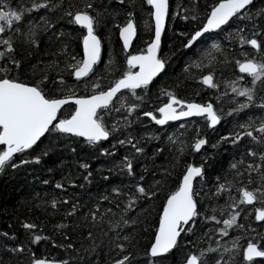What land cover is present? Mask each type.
I'll return each instance as SVG.
<instances>
[{
    "label": "snow or ice",
    "instance_id": "obj_1",
    "mask_svg": "<svg viewBox=\"0 0 264 264\" xmlns=\"http://www.w3.org/2000/svg\"><path fill=\"white\" fill-rule=\"evenodd\" d=\"M120 3L131 9L122 24L103 0H0V173L41 162L63 141L82 140L105 156L130 146L131 152L108 172L114 169L131 182L113 185L87 211L79 200L71 203L57 226L63 238L69 239L70 229L79 232L89 242L83 251L95 254L94 264H138V229L150 227L153 202L163 193L150 246L143 252L145 264H166L176 253L178 264H241L239 238L229 234L246 230L240 222L242 214L247 215L244 205L260 203L255 219L264 221V8L254 7V0H144L141 6L152 21L144 47L125 52L121 61L111 55L105 60L102 33L110 23L118 26L123 50L130 49L138 35L135 0ZM173 18L186 22L173 30L181 72L153 95L151 89L167 76L176 56L162 50V36ZM77 43L82 44L79 52ZM42 48L44 59L33 64V53ZM236 68L239 73L233 72V78L225 77V71ZM188 81L201 82L212 98L182 96ZM229 119L231 130L211 146L227 144L235 155L228 169L209 183L206 164L214 153L202 154L200 162L188 160L186 154L189 148L200 153L209 144L207 135L200 134L201 123L214 131ZM170 122H177L180 131ZM134 126L146 130L136 134ZM189 130L195 133L191 139L186 136ZM110 137L112 142L104 147ZM152 141L161 145L152 153L153 164H141L136 172L134 162L148 159L146 146ZM166 149L171 159L156 165L157 153ZM77 164L87 173L85 184L92 183L91 165ZM104 170L100 166L99 171ZM65 176L66 183L56 181L57 188L76 185L71 170ZM101 179L108 181L110 175ZM69 199L64 196L63 202ZM47 203L55 207L59 202L53 198ZM105 203L113 207H102ZM23 227L38 226L24 221ZM247 227L256 234L251 224ZM2 235L4 253L22 260L27 251L30 264H83L75 242L59 245L77 252L75 258H37L31 244L8 242L18 239L15 232ZM30 235L33 242L51 239ZM242 255L250 264L264 257V245L249 239Z\"/></svg>",
    "mask_w": 264,
    "mask_h": 264
},
{
    "label": "trees",
    "instance_id": "obj_2",
    "mask_svg": "<svg viewBox=\"0 0 264 264\" xmlns=\"http://www.w3.org/2000/svg\"><path fill=\"white\" fill-rule=\"evenodd\" d=\"M131 3V0H127ZM203 2V0H201ZM213 0H207V3H212ZM105 6L111 5L109 9L110 12L116 13L120 23L125 22V12L129 9H125L120 0H103ZM136 3V19L138 21V35L134 42V49H142L144 43L147 40V33L152 29V21L149 20L148 10L146 7H142L144 0H135ZM254 7L257 9L264 8V0H254ZM112 21V17H109ZM186 23L177 18H173L171 23L168 24L166 31L162 38V50L165 55L170 52H176V56L173 57V63L168 70L167 76H163L157 81L156 85L151 89L152 94H156L158 87L167 86L168 83L172 81L181 72V57L179 51V43L173 38V30L175 28H182L183 24ZM68 27L67 24H65ZM227 31V30H226ZM77 33L74 31L73 35ZM225 35L220 33V36ZM104 39V51L102 53L104 59L106 60L109 55H111L115 60L121 61L125 56V50L122 49V42L119 37L118 26L114 23H110V26L102 33ZM218 36L217 38H220ZM172 38L171 46H169V40ZM82 44L77 43L75 49L77 52L80 51ZM250 54H254V50L251 46H245ZM36 59L32 60L33 64L36 60L44 59V49L42 48L40 52L33 53ZM233 72L239 73V69H233L231 71H225L224 75L227 78H233ZM198 92L199 96L195 93ZM182 96L189 97L192 99H198L200 101L212 98L213 93L208 87H201V82L198 81H188L187 87L183 89L180 93ZM215 102V101H214ZM229 105H225L228 107ZM68 109H65L67 111ZM147 110V109H146ZM200 123V121H196ZM173 128L180 131L177 122H170ZM233 121L229 119L227 122H222L220 125L216 126L215 130L207 128L201 123L200 134L207 135L209 144L205 145L200 153H194L191 148L188 149L186 158L193 162H200V156L205 153H214L206 164V172L209 183L212 182L213 178L222 174L228 169V165L232 160V156L235 155V150L227 144L222 145L219 148L214 149L211 145L223 135L225 132L231 130V125ZM154 124V122H153ZM147 126V122H145ZM146 128H140L134 126L133 131L136 134H140ZM172 131V129H169ZM186 136L191 139L195 136L194 131L189 130ZM112 142L110 137L107 142L103 144L104 147H108ZM159 141H152L146 146V153L148 159L143 158L137 159L135 163V171H140V165L148 163L153 164L152 153L155 148L160 147ZM71 147L76 149L75 152L70 150ZM170 147V146H169ZM127 152H131V147L129 146L127 150L125 147H119L118 152L110 156L101 155L99 150L88 146L82 140L75 141H63L58 145H54L49 154L42 159L41 162H33L26 166H23L17 170L8 169L3 173H0V241H4L5 237L2 235L4 232L12 233L15 232L18 239L13 242L9 238L8 242L15 243L24 242L26 244H31L32 251L35 253L37 258L45 257L48 259H64L67 255H71L73 258L77 257V252L61 248L60 244L73 243L75 242L76 248L80 249L79 256L83 258V264H94L95 254L88 255L83 249L88 247L89 242L81 239V234L79 232H73V230L68 231L69 239H64L61 232L58 230L57 226L61 219L65 217V214L70 207L71 203L76 200L80 201V204L86 205L84 211L91 208L93 203L97 201L98 197L101 195H106L110 191L113 185H125L129 184L131 181L128 177L114 169L111 173L108 169L115 161H119ZM171 159L169 150L166 149L162 154L157 153L154 158L156 165H165ZM77 161L87 162L91 165L93 171V176L95 177L90 184H85L83 176L87 173L80 171V166ZM105 166L103 173L99 171L100 166ZM182 167V165H181ZM71 170V176L76 179V185H69L65 189H59L56 187V181L61 182L67 181L65 176ZM77 171H80V175H76ZM180 168L177 169V175H179ZM102 175H110V179L105 181L101 179ZM47 180L48 183L45 184L43 181ZM84 185V187H80ZM239 196V193H236ZM68 196L69 202L64 203L63 197ZM57 199L58 205L53 207L50 203L51 199ZM42 203H37V201ZM164 200V194H158L157 199L153 202V208L155 211L152 213L150 227L138 229L140 232V242L137 246L134 255L138 260V264H145L143 257V252L150 246L149 241L152 238V232L156 227V220L158 218L157 213L160 211V205ZM262 205L258 202H254L251 205H244L247 215L242 214L240 222L245 225L244 231L233 230L230 232V237H238L241 244V264H245L244 257L242 255L243 248H246L247 241L252 239L253 242L259 241L261 245H264V221H258L255 219L256 210ZM102 207H113L111 204H103ZM248 209H251L249 212ZM114 211L118 212V209L113 208ZM24 221H29L35 223L38 227L37 229H26L23 227ZM251 224L252 228L255 229V235L252 234L251 229H248V225ZM35 232L40 235H47L51 239H42L39 242H33L31 240V233ZM95 234V233H94ZM189 240H193V237L189 235L187 237ZM52 239H55L58 243L53 244ZM196 241L193 240V243ZM105 243L107 241L105 240ZM206 246V245H205ZM101 257L103 258V253L105 249L101 247L99 249ZM179 253H176L173 257L166 261V264H178ZM30 254L25 252L23 254V259L21 260L20 255L13 254L11 256L4 253V250L0 248V260L4 261V264H18L17 261H25L24 264H30ZM259 261V262H257ZM17 262V263H16ZM250 264H264V258L254 259Z\"/></svg>",
    "mask_w": 264,
    "mask_h": 264
},
{
    "label": "water",
    "instance_id": "obj_3",
    "mask_svg": "<svg viewBox=\"0 0 264 264\" xmlns=\"http://www.w3.org/2000/svg\"><path fill=\"white\" fill-rule=\"evenodd\" d=\"M120 39H121V41H122V37H120ZM135 39V38H134ZM134 39H133V41H134ZM132 48V47H131ZM131 48L130 49H127L126 51H130L131 50ZM254 203V202H253ZM255 258H261V257H255ZM254 258V259H255Z\"/></svg>",
    "mask_w": 264,
    "mask_h": 264
},
{
    "label": "flooded vegetation",
    "instance_id": "obj_4",
    "mask_svg": "<svg viewBox=\"0 0 264 264\" xmlns=\"http://www.w3.org/2000/svg\"><path fill=\"white\" fill-rule=\"evenodd\" d=\"M136 38H137V37H136ZM136 38H135L134 41H133L132 48H133V46H134V42H135ZM132 48H131L130 51H126V52L130 53V52L132 51Z\"/></svg>",
    "mask_w": 264,
    "mask_h": 264
},
{
    "label": "bare ground",
    "instance_id": "obj_5",
    "mask_svg": "<svg viewBox=\"0 0 264 264\" xmlns=\"http://www.w3.org/2000/svg\"><path fill=\"white\" fill-rule=\"evenodd\" d=\"M120 37V36H119ZM122 42V41H121ZM259 221V220H258ZM18 262V264H24L25 263V261L23 262V261H17ZM16 262V263H17Z\"/></svg>",
    "mask_w": 264,
    "mask_h": 264
},
{
    "label": "rangeland",
    "instance_id": "obj_6",
    "mask_svg": "<svg viewBox=\"0 0 264 264\" xmlns=\"http://www.w3.org/2000/svg\"><path fill=\"white\" fill-rule=\"evenodd\" d=\"M257 262H259V261H257Z\"/></svg>",
    "mask_w": 264,
    "mask_h": 264
}]
</instances>
